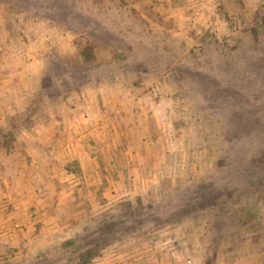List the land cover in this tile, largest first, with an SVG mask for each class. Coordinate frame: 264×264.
I'll list each match as a JSON object with an SVG mask.
<instances>
[{"label": "rangeland", "instance_id": "374dc122", "mask_svg": "<svg viewBox=\"0 0 264 264\" xmlns=\"http://www.w3.org/2000/svg\"><path fill=\"white\" fill-rule=\"evenodd\" d=\"M88 45L90 62L80 55ZM21 50L37 54L34 68L44 69L51 97L69 94L94 115L123 104L130 112L109 133L114 151L95 144L107 139L100 129L83 148L95 166L97 155L105 158V190H75L63 208L27 211L55 220L24 228L25 243H0V264L35 261L45 247L58 252L61 241L81 242L103 221L122 231V204L136 197L157 208V225L103 252L129 245L173 251V264H223L233 250L238 264H264V0H0V58L15 70ZM17 180L9 177V186ZM192 190L200 209L158 220L191 203Z\"/></svg>", "mask_w": 264, "mask_h": 264}, {"label": "crops", "instance_id": "0c3cea01", "mask_svg": "<svg viewBox=\"0 0 264 264\" xmlns=\"http://www.w3.org/2000/svg\"><path fill=\"white\" fill-rule=\"evenodd\" d=\"M21 51L22 58L19 53L16 54L20 65L15 70L4 64L7 58H0L1 244L25 243L31 237L23 233L24 228L33 225L45 226L55 220L51 215L41 217L38 214L31 217L27 215V211L28 214H36L43 205L50 206L53 202L59 209L63 208L61 205L66 202V194L70 197V193H75V190L86 195L93 190H105V172L108 170L103 162L105 158L100 159L97 155L100 164L95 166L94 158L87 155L83 148L87 149L85 146L92 139L96 140L92 135L93 129H100L107 139H103V143L95 144L107 151H114L117 143L115 139H109V136L116 125L126 121L127 117L121 116L129 111V107L123 104L122 107L114 106L110 110L98 109L94 115L93 106L87 111L84 105L73 106L71 100L69 101V94L59 93L51 97L44 90V69L39 66L34 68L39 62L37 54L35 57L33 53H28L26 57L23 50ZM34 70L40 72V75H35ZM80 101L85 102L81 99ZM110 160L114 158L110 157ZM128 170L131 171L132 168ZM115 171L119 172L118 165ZM131 175L128 174L129 180ZM9 177L18 179L20 185L16 188L10 187ZM10 194L17 195V198L9 199ZM57 207L53 209L57 210ZM11 209L14 210V219L7 213ZM146 239L149 238L144 237ZM169 240L168 244L172 246ZM126 248L104 251L91 264H173V251L162 254L155 253L153 249H132L129 245ZM239 253L241 252L233 250L226 252L222 263L238 264L236 256ZM247 264H254L253 259Z\"/></svg>", "mask_w": 264, "mask_h": 264}, {"label": "trees", "instance_id": "16d2710c", "mask_svg": "<svg viewBox=\"0 0 264 264\" xmlns=\"http://www.w3.org/2000/svg\"><path fill=\"white\" fill-rule=\"evenodd\" d=\"M80 55L86 62L92 61L94 58L93 46L88 45L84 47L81 50ZM46 87V84H44V89ZM187 191H183L181 193L182 196L185 193L190 194L191 190L188 192ZM163 193L164 191H162V194ZM178 196L179 191L174 194V197ZM192 197L194 199L191 203H189L188 201H186V203L182 205H180V203L175 209L171 211V213H165V215H163L161 219L158 220L162 221V223L179 221L182 218V212L185 213L191 210L200 209V206H202V202L199 201L195 196H193V190ZM171 202L174 201H167L169 205L171 204ZM122 205L123 209L121 211V216H125L124 222H118L123 225L122 231L118 230L119 227L117 225H115L116 228H109V226L105 228V221L100 222L98 223V226L86 229L89 236L87 235L83 239L81 238V242H79V236L76 235L72 238H67L61 241L57 247L58 252L55 251L54 253L53 250H51L49 247L39 249L36 252L38 258L35 261H31L27 264H91L95 258L102 255L104 248L107 247L110 243L127 237H140L142 236L143 228L148 223L157 225V222L154 220V211L157 208L151 204L144 205L141 197H136L135 202H132L130 199H126V201H124ZM146 215L147 218L148 215L154 216H151V218L148 220L146 218ZM214 219H217V214L214 215ZM113 220H117L116 217H113L111 221Z\"/></svg>", "mask_w": 264, "mask_h": 264}, {"label": "built area", "instance_id": "2783aa9c", "mask_svg": "<svg viewBox=\"0 0 264 264\" xmlns=\"http://www.w3.org/2000/svg\"><path fill=\"white\" fill-rule=\"evenodd\" d=\"M175 264H194L193 260L189 257H184V258H176L175 259Z\"/></svg>", "mask_w": 264, "mask_h": 264}]
</instances>
